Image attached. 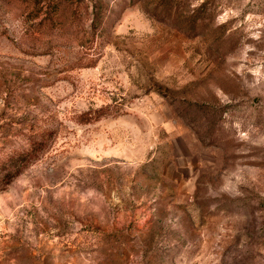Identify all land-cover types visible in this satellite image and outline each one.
Returning a JSON list of instances; mask_svg holds the SVG:
<instances>
[{
	"label": "rangeland",
	"instance_id": "rangeland-1",
	"mask_svg": "<svg viewBox=\"0 0 264 264\" xmlns=\"http://www.w3.org/2000/svg\"><path fill=\"white\" fill-rule=\"evenodd\" d=\"M0 264H264V0H0Z\"/></svg>",
	"mask_w": 264,
	"mask_h": 264
},
{
	"label": "trees",
	"instance_id": "trees-1",
	"mask_svg": "<svg viewBox=\"0 0 264 264\" xmlns=\"http://www.w3.org/2000/svg\"><path fill=\"white\" fill-rule=\"evenodd\" d=\"M21 154H22L21 157H30V155H31V153H29V152H22ZM29 154H30V155H29ZM23 162H24V161H23Z\"/></svg>",
	"mask_w": 264,
	"mask_h": 264
}]
</instances>
